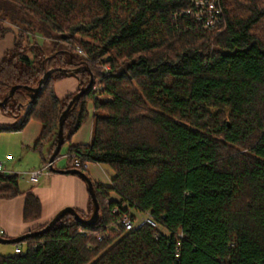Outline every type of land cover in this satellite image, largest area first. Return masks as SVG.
Returning a JSON list of instances; mask_svg holds the SVG:
<instances>
[{"label": "trees", "instance_id": "trees-1", "mask_svg": "<svg viewBox=\"0 0 264 264\" xmlns=\"http://www.w3.org/2000/svg\"><path fill=\"white\" fill-rule=\"evenodd\" d=\"M222 7L221 27L203 29L185 12L189 0H0V33L14 30L0 58V100L19 85L0 109L23 111L0 131L40 122L31 149L46 162L78 89L59 98V72L33 98L29 88L47 70L79 68L78 85L93 82L64 120L63 144L89 103L92 133L67 146L63 169L77 158L82 171H113L108 185L93 181L94 225L65 214L0 264H264V0ZM36 33L51 50L30 39ZM22 193L17 174L0 173V198ZM23 194V219L37 218L39 198ZM113 206L148 213L167 233L147 224L117 233ZM77 212L89 217L90 196L87 213Z\"/></svg>", "mask_w": 264, "mask_h": 264}, {"label": "crops", "instance_id": "crops-1", "mask_svg": "<svg viewBox=\"0 0 264 264\" xmlns=\"http://www.w3.org/2000/svg\"><path fill=\"white\" fill-rule=\"evenodd\" d=\"M13 28L6 31L1 35L0 33V58L7 48L12 47L13 44ZM45 42L44 47L49 51L52 49L51 42ZM49 46V48H47ZM78 80L74 75L64 76L63 78L55 81L54 90L55 94L62 98L70 93L75 92L78 89ZM0 109V127H10L15 125L20 116H9ZM89 116L80 125V127L72 134L70 141L64 143L61 149L65 147V151L69 144H84L88 143L91 139L92 133V107L91 103L88 104ZM41 123L36 120H29L25 126L20 130H4L0 131V143H5L13 148L18 155V162L13 161L9 163L12 157L7 158L10 155L6 151L3 161L5 172L15 173V168L21 165L20 161L24 160L27 150L30 149L38 155L39 163L41 164V158L39 154L32 150L31 147L37 140ZM9 135V136H2ZM64 151V154L66 152ZM63 154V155H64ZM11 156V155H10ZM65 159V157L62 156ZM7 162V163H6ZM36 162H34L35 164ZM66 165L64 162L62 165L55 166L57 168H63ZM87 164V168H88ZM31 170V169H30ZM28 171V170H27ZM26 172V171H24ZM22 173L26 177L31 185L22 187L18 180V187L21 192L31 191L35 194L41 204L40 215L32 220L25 221L22 216L24 206V194H18L11 198H0V232L4 237L13 238L21 234L26 233L28 230L34 229L42 224L47 223L60 209L70 206L81 212L87 213L89 194L86 187V182L78 175L68 173H57L51 171L44 176H39L36 182H31L28 175ZM18 176V174H17ZM110 180L111 176L106 175ZM19 177V176H18ZM93 181H97L103 184V182L94 177H90ZM22 247V246H21Z\"/></svg>", "mask_w": 264, "mask_h": 264}, {"label": "water", "instance_id": "water-1", "mask_svg": "<svg viewBox=\"0 0 264 264\" xmlns=\"http://www.w3.org/2000/svg\"><path fill=\"white\" fill-rule=\"evenodd\" d=\"M78 70H79V68H76L73 70H68V69H50V70H47L44 73L43 77L39 79L37 86L34 88H29L31 91V97L33 98L38 92H40L42 90V88L44 87V85L48 81V78H49L51 73L59 72V73H62L64 75L68 76V75H73ZM92 82H93V77L91 76L89 83L85 87L79 86L78 91H76L72 95V97L68 101L66 107L61 112L60 117H59L58 129H57V133H56V137H55V147H54V150L52 151L51 155L49 156V161L51 162V164H50V170L51 171L57 172V173H68V174L78 175L86 182L88 194L90 196L91 203H92L91 214L89 215V217L83 218L82 216L79 215V213L77 212V210L75 208L70 207V206H66V207L60 209L48 221V223L43 228L38 229V230H34V231H29V232H26V233L21 234L19 236L13 237V238H7V237L0 235V242L1 243H18V242H22L27 237L44 233V232L48 231L56 222H58L65 214H70L71 216L74 217V219L76 221H78L84 225H87V226H92L97 222V220L99 218V205L97 202V198H96V194H95V190H94V186H93V180L84 171L80 170L79 168L63 169V168H57V167L52 165V163L56 159V156L60 152L61 146L64 142V136H63L64 120H65L66 116L69 114L71 108L74 106L75 102L78 101L84 93H86L90 90V88L92 86ZM18 87H19V85H14L10 88L8 94L3 99L0 100V107H2L7 102V100L12 96L14 90L17 89Z\"/></svg>", "mask_w": 264, "mask_h": 264}, {"label": "rangeland", "instance_id": "rangeland-1", "mask_svg": "<svg viewBox=\"0 0 264 264\" xmlns=\"http://www.w3.org/2000/svg\"><path fill=\"white\" fill-rule=\"evenodd\" d=\"M220 4H221V8H222V17H223L224 12H223V7H222V0H220ZM202 13L188 12L189 16L191 18H193L195 22L199 23L203 29H211V28L221 27V24L219 22H216V21H208V22H205V24H204L202 16H200V14H202ZM30 39L32 41H34V40L37 41L41 45H45V42H48V40L46 38H44L43 36H41L37 33L31 34ZM49 42H51V41H49ZM51 47H52V45H51ZM47 48H49V46H47ZM101 99H104V100L110 99V97L102 96ZM9 116H11V115H9ZM19 116L20 117L17 120H15V122H18L22 118L23 111L20 112ZM2 136H9V135H2ZM25 150H27L26 151L27 154L25 155L24 160H21L20 161L21 165H19V167L17 166V168H15L16 169L15 172L17 171V174L19 176L18 180L21 183L22 187H26V186L31 185L29 183L28 179L26 177H24L22 173L24 171H27L30 169H37V168L41 167V164L39 163L38 155L36 153H34L33 151H31L30 149H25ZM2 151H5V152H3V154H5L6 151L10 153L12 159L8 160L9 163H11L13 161L18 162V160H17L18 155L15 151H13V148H11V146H8L3 142L0 143V153ZM64 151H65V147H63L60 150V153H59L60 155L55 160V166L62 165L64 162L66 163V158L65 159L62 158ZM2 158L4 159L5 155H3V156L0 155V160H3ZM34 162H36V163L34 164ZM50 172H51V170L45 171L41 175L44 176V174H48ZM84 172H86L89 177H94L96 179L101 180L103 182V184H105V185H108L110 183V180L107 178L106 175L111 176V177L113 175V171L109 166L101 165V164H97V163H89L88 168H86ZM86 187H87V184H86ZM111 197L118 199V197L115 194H111ZM138 215H140V214H138ZM162 232L167 233V231L165 229H163ZM15 245H16V243H1L0 242V254L7 255V254L14 253Z\"/></svg>", "mask_w": 264, "mask_h": 264}, {"label": "built area", "instance_id": "built-area-1", "mask_svg": "<svg viewBox=\"0 0 264 264\" xmlns=\"http://www.w3.org/2000/svg\"><path fill=\"white\" fill-rule=\"evenodd\" d=\"M189 2L193 6V8H190V9L186 10L185 12L186 13H188V12L202 13L203 12L202 14H200V16H202L204 24H205V22H208V21L218 22L221 20L222 8H221L220 0H189ZM62 156L67 158L69 155L64 154ZM6 157L10 158L11 156L7 155ZM3 163H4V161L0 160V173L5 172ZM50 164H51V162L48 159L46 162L41 164L40 168L31 169V170H28L24 173L28 175L31 182H36L38 177L43 172L50 170ZM87 164L88 163L82 164L83 169L87 168ZM73 165L75 166L74 168H78V166L80 165V162L77 158H74ZM111 212L113 214L117 215L115 224L112 226V229L117 233L121 232V231L126 232V231H130V230L138 229L139 227H141L144 224L150 225V226L157 228V229L161 228L158 225V223L155 220H153L148 213H134V214H132L129 211L119 212V209L117 206H113L111 208ZM138 214H140V215H138ZM162 230L163 229L161 228V232H162ZM0 235H1V232H0ZM179 236H181V234H179ZM155 238H157V236ZM98 239H100V236H98ZM20 251H21V246L19 244H16L15 248H14V252L17 253ZM175 256L176 257L178 256V252L175 253Z\"/></svg>", "mask_w": 264, "mask_h": 264}]
</instances>
